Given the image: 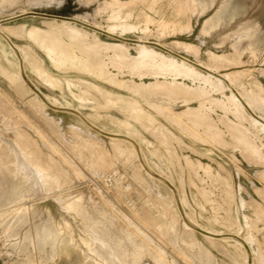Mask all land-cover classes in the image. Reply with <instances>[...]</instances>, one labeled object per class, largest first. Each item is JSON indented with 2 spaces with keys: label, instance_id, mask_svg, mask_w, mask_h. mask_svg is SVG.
<instances>
[{
  "label": "rangeland",
  "instance_id": "rangeland-1",
  "mask_svg": "<svg viewBox=\"0 0 264 264\" xmlns=\"http://www.w3.org/2000/svg\"><path fill=\"white\" fill-rule=\"evenodd\" d=\"M38 1L0 0V27L25 34L31 27L47 29L46 22L84 17L86 23L82 25L79 21L76 28L88 33L90 43L94 41L93 35L105 43L124 39L132 56L136 55L138 41L167 58L186 57V48L195 46L200 50L198 58H187L191 64L201 65L200 68L194 66L198 72L232 75L234 82L244 87L249 97L253 96L251 99L264 106V34L258 20L260 6H256L254 0L247 7V13L242 15L243 11L238 10L233 0H96L92 4L87 0ZM220 18L226 24L224 29L218 27ZM246 25L252 27L250 36L239 40L236 36ZM24 46L33 52L22 54L18 48ZM71 48V59L54 58L53 63L31 42L15 35L0 34V137L13 143L16 132L26 134L34 142L40 157L45 162L51 160L52 169L69 172L68 166L44 147V139L82 174L77 179L72 175L69 180L63 179L62 187L46 197L36 187H30V200L25 201V206L31 209L27 216L28 226L19 222L21 226L17 224L13 228V232L18 230L16 242L20 240L21 253L13 251L8 255L13 247L5 243L0 222V236L4 240L0 264H7L6 261L8 264H94L86 260L88 254L83 243L95 237L97 240L94 239L91 248L97 258L111 260L115 254L117 258L125 259L123 264H132L134 251L145 245L142 238L124 235L123 230L131 232L133 226L164 251L168 264H264V223L254 218L252 203V199L257 201L264 212V200L260 198L264 192V135L251 128L243 114H227L208 100L203 101L202 106L201 97L197 96L191 98L190 108L207 115L203 123L211 122L210 126L192 127L180 119L179 123L183 122L177 126L180 130L170 126L176 137L165 136L157 129L159 122L165 123L162 118L157 116L158 122L152 125L145 122V111L149 107L142 97L137 103L123 89L110 84L113 81L133 87L134 80L138 83L137 76H141L146 84L158 80L157 76L115 69L104 53L99 59L80 54L76 45ZM30 57L59 84L58 87H48L38 81L34 71L28 70L26 62ZM159 78L168 83L175 79L170 75ZM178 79L188 90L198 87L210 90L219 85L215 78L208 81L196 76ZM223 84L234 89L228 81ZM211 92L214 93L212 99L230 108L227 90L225 96L215 93L214 89ZM36 105L44 108L47 117L53 118L58 128L67 129L65 136L55 134L45 124L36 113ZM182 106L175 104V112L186 110ZM230 109L235 112L232 107ZM135 116L140 120L138 123ZM225 124L242 131L258 149V155L244 150L237 134L228 132ZM70 128L77 130L73 137L68 132ZM188 129L191 134L186 136L182 131ZM38 130L43 139L40 133L36 135ZM112 139L116 140V147L123 156L109 162L107 153L99 152V145L104 144L111 154L109 143ZM93 170L101 174L100 181L93 175ZM234 184L242 187L240 197L245 208L240 211L233 198ZM115 186L128 187L129 193L122 192L118 196ZM20 187L27 189L28 183L24 182ZM65 205H69L74 213L70 214ZM165 208L169 210L167 214ZM244 216L249 219L246 221ZM184 222L194 227V230H187L186 245L175 239L176 232L183 231ZM28 228L33 243L25 238ZM249 234L250 243L244 240ZM50 235L58 243L52 242ZM191 236L197 244L189 242ZM46 244H53V248ZM143 261L142 264H154L148 257ZM113 263L117 264L115 259Z\"/></svg>",
  "mask_w": 264,
  "mask_h": 264
},
{
  "label": "bare ground",
  "instance_id": "bare-ground-1",
  "mask_svg": "<svg viewBox=\"0 0 264 264\" xmlns=\"http://www.w3.org/2000/svg\"><path fill=\"white\" fill-rule=\"evenodd\" d=\"M35 1L40 2L38 0H35ZM44 1H52V0H44ZM75 1H78V0H75ZM87 1H88L87 2L88 4H90V3L92 4V2L96 1V0H87ZM226 4L227 3H224V5H226ZM199 5H200V3H199ZM204 7H205V5H204ZM99 9H101V8H99ZM245 13H247L246 10H244L241 13V15L245 14ZM32 14L37 15L36 13H32ZM86 15H88V14H86ZM234 16L232 18L231 17L230 18L234 19ZM82 19H83V22L81 21ZM79 21H80V24H82V25H84V23H86L84 17H82V18L77 17L76 19L61 20L60 22H58V21L46 22L45 24L47 26V29L37 28V26L31 27L30 29H28L26 31L25 34H23V32L21 33L18 31H17V33H15L13 28H2V27H0V34L6 33V35H9L11 37L15 35L16 37H19L22 40H27V41L31 42L33 47H36V49L42 51L45 55H48L50 57L51 62H53V63H55L54 58L71 59L73 56V50L71 48V45H76L80 54H90L93 57L101 59L100 54L104 53V56L110 62L112 67L115 69L125 68L128 70V72L140 73L141 75L142 74L144 75L145 73H147V74H152L155 77L157 76L158 80H155L154 82H150L147 84L143 81V79H141V76H137L139 78L138 83L135 82V80H134L132 82L133 87H130V86L126 85L125 83L118 85V84L114 83L113 81H111L110 84H112L113 87L123 89L126 93H128L130 95L132 100L136 99L137 103L140 102V98L142 97L144 99V104H147L149 107L148 110L145 111L146 112L145 113V122L148 125H152L154 122L157 121L156 120L157 116L162 118L165 121V123L159 122L160 127L157 129L158 130L160 129L161 131H163L165 136L168 135V136L176 137V135L172 132L170 126L176 128V129H179V128H177L178 124L183 123V122L179 123L180 119L184 120V122L189 123L192 127L210 126L211 122L203 123V120H205L207 118V115H202L199 112V110L190 108L189 102H190L191 98L193 99V98H196L197 96L201 97V100H202L201 105L202 106L204 105L203 101L208 100V102L210 101V102H214L215 104H217L219 106V108L227 114H236V113L243 114L245 116V120L247 122H249L251 128L258 129V131L264 135V106L260 102L251 99L250 97H253V96L249 97L246 94V92L244 91V87H241L239 84H236L234 82V80L232 79V75H230V74L217 75V74L211 73L209 71H208L207 75H204V74H201L200 72H198L196 70V68H194V66L200 68L201 65L200 64L193 65V64H191V62L187 58V56H192V57L194 56V57L198 58V55L200 54V50L198 47H195V46H193V48L187 47L185 52H184L187 55L186 57L176 56L174 58H167L162 53H158L152 49H149L144 45L143 42L138 41V42H136L137 46L135 48L136 55L132 56L129 53V48L126 46V43H125L126 40H124V39H120L119 42H116V43H105V42H100V40H98L96 35H93L94 41L92 43H90L88 41V33L85 30H80V29L76 28V24H77V22L79 23ZM218 21H219L218 27L219 28L221 27L222 29H224V26L226 24L223 23L222 18H220ZM228 21L230 22V20H228ZM205 22H206V20H205ZM232 23H233V21H232ZM213 28H215V27H213ZM213 28H212V30H213L212 32H214V30L216 29V28L215 29H213ZM94 30H96V29L94 28ZM251 30H252V27L249 25H246V27L242 26L240 29V34L237 35L236 38H238L239 40L240 39H246L247 37L250 36ZM228 35H230V34H228ZM207 36H208V34H207ZM222 36H224V35H222ZM226 38H227V36H226ZM221 43L222 42H220V44ZM160 49H162V51H165V53H169L167 50L163 49L162 47H160ZM18 50L22 54H26V55H28V53L30 54L33 52V50L27 46L19 47ZM109 53H111L112 55L110 56ZM26 64H27L28 70H33L38 81H40L43 85L48 86V87H53V88L58 87L59 84L46 71H44L42 69V67H40L38 65L36 66V63H35V60L33 57H30L29 60L26 62ZM216 64H218V63H216ZM54 68L57 69L58 67L55 66ZM77 72H79V71H77ZM160 75H170V76H173L175 79H173L172 83H168L165 81H161L160 79H163V78H159ZM194 76L200 77L205 81H208L209 78L217 79L219 82V85H217L213 88L215 90V93H218L222 96H225V91L227 90L230 93L229 106H230V108L232 107L235 112H232L231 109L226 106V104L224 105L222 102L217 101L215 99H212L214 93L211 91H213V89L206 90L204 88L198 87V88L193 89V90H188L184 87L183 84H181L179 82V79H178L179 77H185L186 79H190V78H193ZM226 81L230 82L234 86V89L226 88V86L223 84V82H226ZM69 82L70 81H67V83H69ZM91 84H93V83H91ZM93 87L96 88L97 86H92V88ZM87 88H89V86ZM135 89H137V90H135ZM107 94L111 95L112 93L107 92ZM117 95H119V94H117ZM177 103L182 104L183 105L182 107H185L186 110H182L180 112H175L174 107H175V104H177ZM36 106H37L36 107V113L38 115H40V117L44 120L45 124L49 128H51L55 134L60 135V136L61 135L65 136V134H66L65 132L67 131V129L62 127V126H61V128H60V126L58 128L55 120L53 118L47 117V115L45 114L44 108L41 105L40 106L36 105ZM134 120L136 123H138L140 121L138 116H135ZM182 120H180V121H182ZM225 127L228 130V132H230V133L235 132V134H237L238 142L241 143L242 146H244V150H248V151L251 150V152H250L251 155H258V153H259L258 149L251 145V143L248 141L247 136L242 131H240L235 126H232L231 124H225ZM92 128L94 130L100 131L97 128H94V127H92ZM74 129L73 128L68 129L69 130L68 132L71 133L72 137L75 135V132L77 131V130L75 131ZM182 132L186 136H187V134H191L190 129H188L186 131H182ZM39 133L41 134V137H42V138L41 137L40 138L43 139L42 132H40V130H38V132H36V135H39ZM213 133H214V131H212V134ZM2 139L3 138L0 137V186H1V189H0V222L3 226V238L5 240V243H7V245H11L13 247V249L8 252V255L10 256V255H12L13 251L15 254L17 252L21 253V251H20V240H19V242H16V237H17L16 232L18 230L16 232H13V228H15L16 227L15 225H17L19 222L22 225L24 224V225L28 226L27 216H28L29 211L31 209H29V207L25 206V204H26L25 201L30 200L31 188L36 187L38 189L39 193L42 196L46 197L52 191L59 190L62 187L63 179L69 180L71 175L77 179L82 174L76 167L71 165L72 162L70 164V162H68L64 158V154H62V152L57 150L56 147L51 146V144H49L48 142L44 141V139H43L44 147H46L53 154H55L60 159L61 163L66 164L68 166L69 172L67 170H65V172L61 173L59 168L52 169L51 160H47V162H45L40 157L38 149H37V147H35L34 142L26 134H24L22 132H16L15 141L12 140L13 143H7V142L3 141ZM109 145H110V148L112 150L111 154L106 149L108 147H106V148L104 147V144L99 145V152L101 154L107 153V155L109 156V162H111L113 158L119 160L123 156V154L116 147V140L115 139L110 140ZM199 166H201V165L199 164ZM207 169H209V168L207 167ZM237 174H238V172H237ZM93 175L96 178H98L99 181L101 180V174L97 173L96 170H93ZM231 178L232 179L234 178L233 175H231ZM24 182L28 183V187H27V189L23 190V188L20 187V184L22 185V183H24ZM114 190L118 196L122 195L121 194L122 192H124L126 195L129 193L128 187L119 188V187L115 186ZM241 190H242V187L240 185H235V184L233 185V198L236 202V205L238 206L239 211L243 210L245 208V202L240 197V191ZM262 194L263 195L260 196V198H262L264 200V192H262ZM105 196H107V195H105ZM58 201H61V199H59V196H58ZM252 203H253V216H254V218H259V221L264 223V212H263L262 207L254 199H252ZM65 206H64V208H66L70 214L74 213V210L72 208H70L69 205L66 207ZM164 210H165L166 214L169 211L166 208ZM76 212H77V210H76ZM118 213H120V212H118ZM248 213H250V212H248ZM98 214H100V213H98ZM105 215H107V214H105ZM104 218H105V216H104ZM87 219H89V218H87ZM124 219H126V218L124 217ZM244 219L247 221V219H249V217L244 216ZM127 222L129 224H131L129 222V220H127ZM89 223H91V222H89ZM183 225H184L183 231L181 233L176 232L175 239H176L177 243H182V244L186 245L187 236H189V234L187 233V230L188 229L194 230V227L191 226L189 222H184ZM18 226H21V225L18 224ZM245 226H247V223H245ZM47 227H48V225H47ZM133 227H134V230L131 232L127 229H124L123 230L124 235L126 237H128L129 235L130 236L132 235L135 237L142 238L145 240V245H143V248L141 250H136V251H134L133 254L131 253L132 257H133V258L131 257L132 258V264H142V261L147 257L149 259H151L154 264H162V263L168 264L166 261V256H165L164 251L159 246H157L149 237H147L143 232H141L137 227H135V226H133ZM241 227H243V226H241ZM22 228H23V226H22ZM40 230H42V229H40ZM84 230H85V228H84ZM27 232H28V235L25 238L28 241L32 242L33 241L32 240L33 235L31 233V231L29 230V228L27 229ZM24 234L25 233H23L22 235H23V239L25 240ZM209 234H207V235L209 236ZM40 235H41V233H40ZM91 235H93V234H91ZM165 235H166V233H165ZM167 235H168V233H167ZM170 237H172V236H170ZM191 237H192L191 239L188 238L189 242L191 244H197V241L194 238V236H191ZM3 238L0 236V241L2 243V248L4 251V240H3ZM49 238L52 239V236L50 235ZM250 238H251V235L249 234L244 240L246 242L250 243V240H251ZM79 239L81 240L80 235H79ZM94 239L88 238L87 243H83V245L85 246V250L87 251V254H88V255H86V258H87L86 260L93 262L94 264H114L113 261L115 259L117 264H123L125 259L117 258V256H115V254H113L114 259H111V260L97 258L94 251L91 248L92 246H94ZM206 239L208 241H210L211 243H213L212 239H210L209 237H206ZM38 240H39V238H38ZM44 240H45V238H44ZM53 240L58 243V240L56 238H53L52 242H53ZM95 240H97V239H95ZM49 243H50V241H49ZM49 243H47V244H49ZM76 243L77 242L75 241L74 246L77 245ZM47 244H46V246H49ZM53 244L50 245L49 247L51 248V246H53ZM28 245H29V242H28ZM117 245H119V244H117ZM25 246H26V243H25ZM59 246H62V245L59 244ZM59 246H58V248H59ZM244 246H245V244H244ZM29 247H31V246H29ZM35 248H36V245H35ZM133 249L135 250L134 247H133ZM22 250L24 251V249H22ZM41 250L43 251L42 248H41ZM61 250H60V252H61ZM116 251H117V249L115 250V252ZM2 252H0V253H2ZM149 252H151V254ZM61 253L64 254L63 252H61ZM65 255H66V253H65ZM67 255H70L68 253V251H67ZM122 256H123V254H122ZM113 257H111V258H113ZM66 260H68V258ZM43 261H44V259H43ZM69 263H73V262H69ZM76 263H78V262H76Z\"/></svg>",
  "mask_w": 264,
  "mask_h": 264
},
{
  "label": "crops",
  "instance_id": "crops-1",
  "mask_svg": "<svg viewBox=\"0 0 264 264\" xmlns=\"http://www.w3.org/2000/svg\"><path fill=\"white\" fill-rule=\"evenodd\" d=\"M252 0H233L234 5H236L239 11H244L246 9H248L247 7L251 4ZM256 6H260V14L258 15V20L260 22V27L262 29V32L264 34V0H254ZM243 7V8H242ZM258 12V11H256ZM6 263L8 264V262L6 261Z\"/></svg>",
  "mask_w": 264,
  "mask_h": 264
},
{
  "label": "built area",
  "instance_id": "built-area-1",
  "mask_svg": "<svg viewBox=\"0 0 264 264\" xmlns=\"http://www.w3.org/2000/svg\"><path fill=\"white\" fill-rule=\"evenodd\" d=\"M2 251H3V248H2V243L0 241V252H2Z\"/></svg>",
  "mask_w": 264,
  "mask_h": 264
}]
</instances>
